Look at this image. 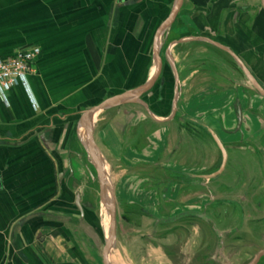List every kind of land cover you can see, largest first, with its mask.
<instances>
[{
  "label": "crops",
  "instance_id": "1",
  "mask_svg": "<svg viewBox=\"0 0 264 264\" xmlns=\"http://www.w3.org/2000/svg\"><path fill=\"white\" fill-rule=\"evenodd\" d=\"M205 39L229 47L263 84L264 0H0V58L32 48L41 50L32 74L7 93L0 90V264L93 263V238L99 249L97 238L86 234L82 242L79 236L68 238L63 232L74 226L75 220L67 216L70 206L81 216L76 197L80 194L82 203L85 193L79 179L81 173L92 171L88 128L102 158L103 146H118L131 123L139 126L135 132L145 143V149L138 144L140 154L148 156L147 150L153 147L156 154L151 153L164 156L171 152L170 131L182 109L192 115L202 109L210 115L214 107L198 108L189 100L207 99L206 90L196 94L192 90L193 83L214 75L207 61L220 58L236 84L215 96L223 99L222 105L232 94L255 90L230 66L234 58ZM244 77L248 80L245 73ZM150 82L147 91L132 94ZM125 94L129 96L124 102L99 111L88 126L81 125L87 111ZM227 119L222 122L224 128ZM204 122L203 127L209 128L210 122ZM253 126L258 124L253 122L248 131L243 114L240 130L244 138L251 136ZM236 128L227 131L229 141L231 137L237 140V135L232 136L238 132ZM257 131L252 136L258 139L262 136ZM253 175L256 181L258 174ZM194 176L203 175L191 174L186 184L170 179L173 196L169 206L183 190L189 196L186 200H192L193 179L201 181L202 190H211L209 182L214 179ZM263 188L264 181L255 182L252 201L256 195L264 198ZM71 193L75 196L69 201ZM211 199L209 205L217 209L227 205L218 203L224 198ZM244 200L246 197L238 198L232 208L247 207ZM184 205L194 208L191 202ZM208 207L204 206L206 213ZM256 207L264 209V202ZM207 214L212 230H196L201 236L194 241L198 264H264V234L258 237L257 227L247 220L251 216L224 218L218 223ZM84 220L81 216L80 225ZM89 225L85 224L87 230ZM195 226L199 228L192 222L191 231ZM189 236L187 246L193 243L192 234ZM159 248V252L164 249ZM184 250L187 264H193V252ZM88 251L91 255H84Z\"/></svg>",
  "mask_w": 264,
  "mask_h": 264
},
{
  "label": "rangeland",
  "instance_id": "2",
  "mask_svg": "<svg viewBox=\"0 0 264 264\" xmlns=\"http://www.w3.org/2000/svg\"><path fill=\"white\" fill-rule=\"evenodd\" d=\"M216 58L217 61H207V65L211 66V71L215 72L214 75L207 74L208 76L204 77L205 82L192 84L194 94L206 90L207 99L201 97L193 100L189 99L192 103L194 102V105H199L198 108L206 105H214V107L210 110V115L203 114L202 109H200V113L195 112L193 115L190 112L186 113L187 111L183 109L181 113L179 112L178 118L175 120L170 131L172 137L170 153L158 157V154L155 155L156 149L153 150V147H151L147 150L148 152L150 151L148 156L145 157L143 154H140L141 150L145 149V143L143 140L140 142L141 139L138 137L137 132H135L139 126H134V123L129 125L130 131L122 135L124 140L117 141L118 146H103L105 152H103V160L108 168L107 175L113 189L117 190V194L115 193L117 199L116 261L119 264H171L172 261L176 264H187L186 258L182 253L185 252L184 247L187 251L193 252L192 257L195 260L193 264L200 263V258L195 253L197 251L194 250V241L198 239L197 236H201V227L203 230L207 227H209V230H212L210 224H207V213L218 223H222L224 218L231 220L237 219L239 216L241 219L244 217L250 218L251 216L252 219L247 220H251L252 225L257 227L258 237L264 234V209L256 207V204L260 205L261 202H264V198L261 195H256V198L252 201L253 192L255 193V191H252L255 182L264 181V98L255 90L251 92H244L242 90L240 93H231L232 97L227 99L224 105H222L223 99H215V96L222 94L225 89L233 88L236 84L233 81L234 79L229 77L227 69L222 65L223 61L217 56ZM229 64L234 70H238L241 73L244 83L252 87L251 83L244 77L243 71H240L237 63L232 60L229 61ZM216 73H218V76H216ZM225 75L227 76L225 77ZM261 85L264 87V82ZM182 87L186 90V83H183ZM238 101L241 106L243 104V108L245 107L243 114L246 128L248 131H251L252 123L258 124V127H253H255V130H258L256 135L261 134V138L258 137L257 139L256 136H252V132L255 130H252L251 133L248 132V135L250 133L251 136L249 135L245 138L243 130H238V132L232 134V136L237 135V140L231 137V141H229L230 139L226 138L227 131H235V125L238 123ZM98 117H100V114ZM225 117L228 119L224 128L222 122H224ZM229 118L232 120L228 121ZM214 120L219 124H216ZM204 121H209L211 125H208V127L218 137L223 138V144L225 143V147L229 148L230 157L224 172L209 182V186L211 187L209 192L202 190L201 181L196 179H193L192 182L191 201L186 200V197L189 196L183 190L177 202L180 203V207L184 203H192L195 216L190 219L199 228L195 226V230L192 229L195 233H192L193 231L191 230L189 232L185 230L187 234L178 235L179 231L175 230L172 232L173 229H171L175 225L158 224L161 222L158 220H164L172 213L168 205L170 197L173 196V191H170L171 188L169 187L170 179L175 177L181 184H186V180L189 178L185 173L188 172L194 175L212 174L222 164V152L210 132L203 127L202 124H206ZM117 135L120 136L121 134ZM138 144L142 146V149L139 148ZM128 150H130V155L126 154ZM152 150L155 154L151 153ZM254 172L258 174L256 181L253 179ZM81 174L83 176L79 179V183L81 184L80 190L83 194L85 193L84 198L87 202L83 201L85 203V222L82 221L84 223L80 225L79 220L81 216L76 207L72 205L70 206V210H67V216L75 220L74 226H71L70 229L66 228V231L63 232H66L65 234L68 238L72 235L79 236L82 242H85L86 234L96 237L99 249L95 245L93 238V248L96 251L93 253L92 264H104L102 251L105 247L103 245L104 237L108 235L110 227L109 214L101 197L100 185L95 171H91V174L86 172ZM74 196L75 194L71 193L67 199L71 201V199H74ZM163 196L166 197V200ZM212 197L216 201L217 199L224 198L218 203H225L227 205L224 208L222 206L218 209L217 206L213 207L209 205L213 202ZM241 197H246L244 205L246 203L247 207L234 210L232 208L233 203ZM87 204L90 205L87 206ZM205 205L206 209L209 206L207 213L204 208ZM73 213L75 216H73ZM85 224H90L91 229L87 230ZM178 228L180 227L177 226ZM196 230L200 232L196 233ZM191 234L193 243L187 246L185 244L186 237ZM214 234L212 233L211 235L214 237ZM84 245L81 243L82 248ZM159 246L164 248L162 251L164 254L161 251L159 252ZM83 253L84 255H91L90 251ZM167 253L168 256L165 255ZM82 262H84L83 259ZM86 264L91 263L87 262Z\"/></svg>",
  "mask_w": 264,
  "mask_h": 264
},
{
  "label": "water",
  "instance_id": "3",
  "mask_svg": "<svg viewBox=\"0 0 264 264\" xmlns=\"http://www.w3.org/2000/svg\"><path fill=\"white\" fill-rule=\"evenodd\" d=\"M206 41L212 43L213 45L225 50L226 52H228L233 58L234 60L237 62V64L241 67V69L243 70V72L246 74L249 82L252 85V88H254L259 94H261L262 96H264V87L257 81V79L253 76V74L250 72V70L247 68V66L244 64V62L227 46L211 40V39H205ZM153 82H150L149 84L145 85L144 87L140 88L139 90H136L134 92H132L133 95H140L141 93L147 91L151 86H152ZM131 94V93H129ZM177 95H178V91L176 92L175 95V101H174V113L176 112V106H177ZM128 94H125L123 96H120L116 99L113 100H108L106 102H104L103 104L94 107L92 110H89L85 113L84 117H83V122H82V126L85 125H89L90 120L93 119V117L101 110H104L108 107L111 106H116L118 104H121L122 102H124L126 100V98H128ZM237 115H238V127H237V131L241 129V125L243 123V108L241 106V104L239 103V101L237 102ZM86 126V127H87ZM88 130V142H89V151L90 153L93 155V165L96 169L97 172V179L99 181V185H100V190H101V197L104 200L107 212L109 214V218H110V227H109V232L108 235L106 236V241H105V247L103 250V258H104V264H112L111 263V251L115 246V241L117 238V232H116V217H117V206H116V200H115V193H114V189L110 183L109 180V176L107 175V171H106V167H105V163L104 160L102 158V155L99 152V149L97 148V146L95 145L94 141L92 142L91 140V130L90 128L87 129ZM207 130L210 132V134L212 135L213 139L215 140L217 146L219 147V149L222 152V164L220 166V168L212 173V174H208V175H203V176H194V177H200V178H205V179H216L217 177H219L225 170L226 165H227V161H228V152L227 149L225 147V145L223 144V142L221 141V139L218 137V135L210 128H207ZM191 175V174H189ZM76 206L78 207V209L80 210L82 219H84L85 217V212H84V208L83 205L81 203V195L78 194L76 197ZM167 219H165L166 221ZM158 221H161L158 220ZM169 221V220H167Z\"/></svg>",
  "mask_w": 264,
  "mask_h": 264
},
{
  "label": "built area",
  "instance_id": "4",
  "mask_svg": "<svg viewBox=\"0 0 264 264\" xmlns=\"http://www.w3.org/2000/svg\"><path fill=\"white\" fill-rule=\"evenodd\" d=\"M40 53L39 48H32L8 58H0V90L7 93L19 85L27 74H32L34 62Z\"/></svg>",
  "mask_w": 264,
  "mask_h": 264
},
{
  "label": "flooded vegetation",
  "instance_id": "5",
  "mask_svg": "<svg viewBox=\"0 0 264 264\" xmlns=\"http://www.w3.org/2000/svg\"><path fill=\"white\" fill-rule=\"evenodd\" d=\"M150 92V91H149ZM146 104H147V106H149L150 107V102L148 101V99L147 98H144V100H143ZM238 114V113H237ZM83 165H85V163L83 162ZM89 165H91V167H90V169L92 168V171L94 172L95 171V173H96V178H97V172H96V169L95 170H93L94 169V167H93V163L92 164H90L89 163ZM186 174V176L188 177H190L191 175H189V174H191V173H185ZM188 177V178H189ZM98 180V179H97ZM99 183V182H98ZM83 201H85L84 199H83ZM82 201V205H83V208H84V210H85V203ZM86 202V201H85ZM87 203V202H86ZM90 204H87V206H89ZM170 209H171V211H172V213H171V215L168 217V218H166L167 220H169V221H165V219L164 220H162L161 219V222L160 223H158V224H160V225H169V224H173V225H175V229L173 230V232L175 231V230H177V231H179L178 232V234L179 233H185V234H187L186 232H185V230L186 231H188L189 232V230H191V227H192V219H190L191 217H193V216H195L194 215V211L192 210V208H190L189 207V205L188 206H186V205H184V206H182V207H180V206H178V203L177 202H171L170 203ZM177 226H179L180 228H178V229H180V230H178L177 229Z\"/></svg>",
  "mask_w": 264,
  "mask_h": 264
},
{
  "label": "bare ground",
  "instance_id": "6",
  "mask_svg": "<svg viewBox=\"0 0 264 264\" xmlns=\"http://www.w3.org/2000/svg\"><path fill=\"white\" fill-rule=\"evenodd\" d=\"M116 246H117V238H116V241H115V246H114V248L111 251V263L112 264H119V262L116 261Z\"/></svg>",
  "mask_w": 264,
  "mask_h": 264
}]
</instances>
